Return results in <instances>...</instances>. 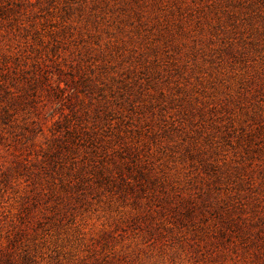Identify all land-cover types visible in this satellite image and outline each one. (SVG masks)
I'll return each instance as SVG.
<instances>
[{
  "label": "rangeland",
  "instance_id": "374dc122",
  "mask_svg": "<svg viewBox=\"0 0 264 264\" xmlns=\"http://www.w3.org/2000/svg\"><path fill=\"white\" fill-rule=\"evenodd\" d=\"M22 2L0 235L24 221L39 264H264V0Z\"/></svg>",
  "mask_w": 264,
  "mask_h": 264
},
{
  "label": "trees",
  "instance_id": "16d2710c",
  "mask_svg": "<svg viewBox=\"0 0 264 264\" xmlns=\"http://www.w3.org/2000/svg\"><path fill=\"white\" fill-rule=\"evenodd\" d=\"M3 1L6 4H2ZM22 5V0H0V35L2 37L15 32L14 29H20L19 16ZM23 224L24 221L21 225L11 223L4 234L0 235V264H39L34 254V252L37 253L39 246L36 243L34 245L28 243V231ZM36 239L34 238V241Z\"/></svg>",
  "mask_w": 264,
  "mask_h": 264
}]
</instances>
